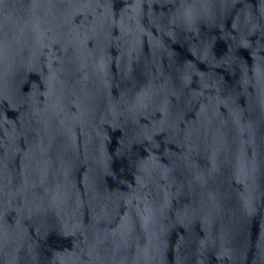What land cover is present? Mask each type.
<instances>
[{
  "label": "water",
  "instance_id": "95a60500",
  "mask_svg": "<svg viewBox=\"0 0 264 264\" xmlns=\"http://www.w3.org/2000/svg\"><path fill=\"white\" fill-rule=\"evenodd\" d=\"M0 264H264V0H0Z\"/></svg>",
  "mask_w": 264,
  "mask_h": 264
}]
</instances>
